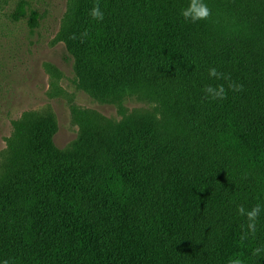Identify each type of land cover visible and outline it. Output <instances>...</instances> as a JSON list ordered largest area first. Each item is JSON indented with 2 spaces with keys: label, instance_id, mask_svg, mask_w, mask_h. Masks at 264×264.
<instances>
[{
  "label": "trees",
  "instance_id": "trees-1",
  "mask_svg": "<svg viewBox=\"0 0 264 264\" xmlns=\"http://www.w3.org/2000/svg\"><path fill=\"white\" fill-rule=\"evenodd\" d=\"M95 2L68 0L55 37L78 88L122 114L131 97L151 101L157 116L118 123L71 102L79 130L66 148L50 108L14 119L0 155V264H264L252 255L264 211L243 240L237 212L264 205V0H204L211 15L196 22L180 15L189 0H99L102 21L88 14ZM25 15L20 2L14 17ZM38 18L31 9V31Z\"/></svg>",
  "mask_w": 264,
  "mask_h": 264
},
{
  "label": "rangeland",
  "instance_id": "rangeland-1",
  "mask_svg": "<svg viewBox=\"0 0 264 264\" xmlns=\"http://www.w3.org/2000/svg\"><path fill=\"white\" fill-rule=\"evenodd\" d=\"M25 2L27 15L14 13ZM68 0H0V155L13 130L12 121L28 110L50 108L57 120L54 144L66 148L76 142L78 126L73 123L70 104L99 110L120 123L148 121L154 114L151 101L131 97L125 102L126 112L114 105L100 103L77 86L74 59L63 42H56ZM38 12V25L31 31L28 16ZM50 67L60 71L57 86L50 83ZM57 91L59 94H54Z\"/></svg>",
  "mask_w": 264,
  "mask_h": 264
},
{
  "label": "clouds",
  "instance_id": "clouds-1",
  "mask_svg": "<svg viewBox=\"0 0 264 264\" xmlns=\"http://www.w3.org/2000/svg\"><path fill=\"white\" fill-rule=\"evenodd\" d=\"M88 14L95 21H102L104 19V12L99 0H96ZM180 15H182L185 20L196 22L208 19L211 15V9L206 3H204V0H189L187 7L181 9ZM83 36H87V32H85ZM73 39H75V36H73ZM209 75L217 79H226L224 74L218 72L215 67L209 69ZM242 87V85L229 83V89L232 91H240L242 90ZM203 91L210 99H225L227 96V92L223 85H207L204 87ZM262 211H264V205H261L260 203H257L248 209L242 204L237 206L238 214L244 216L247 221L246 225H241L242 240L255 234L257 221ZM252 255L257 258L264 257V248L256 247L252 250ZM4 264H8V261H4ZM228 264H245V262L239 254H236L229 258Z\"/></svg>",
  "mask_w": 264,
  "mask_h": 264
}]
</instances>
